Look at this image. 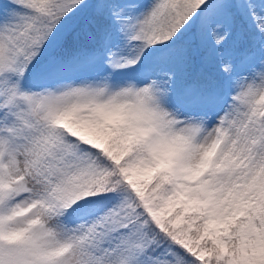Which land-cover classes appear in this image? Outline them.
<instances>
[{
  "label": "snow or ice",
  "instance_id": "6c2138e0",
  "mask_svg": "<svg viewBox=\"0 0 264 264\" xmlns=\"http://www.w3.org/2000/svg\"><path fill=\"white\" fill-rule=\"evenodd\" d=\"M0 264H264V0H0Z\"/></svg>",
  "mask_w": 264,
  "mask_h": 264
}]
</instances>
